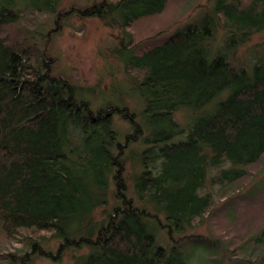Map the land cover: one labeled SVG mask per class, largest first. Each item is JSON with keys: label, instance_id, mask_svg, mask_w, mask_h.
I'll return each instance as SVG.
<instances>
[{"label": "trees", "instance_id": "16d2710c", "mask_svg": "<svg viewBox=\"0 0 264 264\" xmlns=\"http://www.w3.org/2000/svg\"><path fill=\"white\" fill-rule=\"evenodd\" d=\"M60 1L0 0V264H31L35 255L59 261L84 246L75 264H189L204 249L221 252V240L237 254L233 264H264V221L250 215L252 204L232 212L229 224L222 218L227 232L212 223L217 238L190 231L213 208L207 183L227 188L225 195L264 155V55L254 47L248 58L237 53L264 33V0H214L199 19L144 40L128 66L140 112L120 102L93 108L67 76L53 74L51 37L79 14L126 31L130 47L138 46L130 28L172 1L175 14L182 1L58 9ZM38 12L55 16L42 48L33 40ZM182 108L194 115L187 130L174 119ZM113 114L131 126L123 140ZM141 140L130 194L125 153ZM263 207L264 195L256 209ZM161 230L170 243L159 240ZM44 232L59 238L55 250L44 246Z\"/></svg>", "mask_w": 264, "mask_h": 264}, {"label": "rangeland", "instance_id": "374dc122", "mask_svg": "<svg viewBox=\"0 0 264 264\" xmlns=\"http://www.w3.org/2000/svg\"><path fill=\"white\" fill-rule=\"evenodd\" d=\"M94 1L98 0H61L58 9H67L72 4L87 5ZM179 1H182V6L175 14H172L175 6V2L172 1L173 3L160 16L149 18L147 19L148 21H142L132 26L129 31L134 32L136 42L138 43V46L133 47H130L129 44L132 40L131 35L126 31L123 32L120 28L113 29L96 16L73 14L64 20L62 28L57 32L55 31L51 37L50 52L56 58L53 74L67 76L77 86L79 96L89 99L93 108H98L107 102H120L121 105L124 104L131 110L140 112L142 109V104H138L140 102V95L133 87L135 85L134 76L128 71V66L133 65L134 56L138 53L137 48L150 36L155 37L156 34L171 33L177 27L199 19L203 15L202 13L209 10L214 0ZM242 1L244 3L249 2V0ZM25 11L27 14L25 17L26 22H31L30 18H27L29 17L28 13L30 12L31 15L32 12L28 7L25 8ZM34 15H36L35 20L37 22H34L36 23L37 30L33 31V40L42 48L46 33L55 25V16H47L44 12H40V14L38 12ZM221 32L222 29L220 28L219 33ZM263 43L264 33H256L248 43L242 47H238L237 53L242 59L248 58V48L254 47L257 49V55L261 57L264 55V52H261L263 48L261 44ZM130 70L134 71V69ZM174 119L182 128L187 130L188 125L194 119V115L191 114L190 110L182 108L174 113ZM112 127L117 131L120 140H123L125 134L131 130L129 122L120 114H113ZM180 136H183V134L178 135V137ZM142 140L132 144L130 150H127L128 152L125 153V177L130 185V194L133 193L134 175L140 169L138 155L143 150L144 144ZM227 166H230V164L227 163ZM245 168L248 174L237 181L236 185L231 188V192L228 191L225 195H221L220 193L221 190L224 191L227 188L224 189L223 187L220 188L209 184V182L207 183L204 189L212 190L216 195V199L212 205L213 208L205 216L198 219L190 231L217 238V233L213 230L212 223L216 228L218 226L222 227V224L219 222H221L222 218L227 217L229 220L225 221L229 224V221L232 219L231 213L236 212L237 214L234 216H238L240 211L244 209L243 205L248 207V204H252L251 207L254 209L249 211L250 215L256 214L254 216H258L264 221V207L262 211L259 208L258 210L256 209L259 206L260 198L264 195V155L255 164L245 165ZM248 190H252L256 195L252 193L246 194ZM254 205L257 207H254ZM103 209V207L97 209L96 216L98 218L102 219L105 217ZM211 215L214 217L213 220L211 219ZM245 215L248 214H242L241 219ZM241 219L240 223L243 222ZM255 224L257 227V223ZM221 230L225 231L226 229L223 226ZM231 230L234 233V231H237V227L231 224ZM44 234L47 235L43 242L44 246L55 250L59 244V238L51 235L50 232H44ZM158 236L161 242L168 241L170 243L164 230L159 231ZM20 245L18 244L15 247H19ZM229 245L231 244H229L228 240H221L219 242V247L223 249L221 252L204 249L202 253L197 252L189 264H233L231 260L235 261L238 257L237 254L230 251ZM22 247V251L27 249L26 246H20L19 250ZM88 250V247L85 246L79 249H67L59 261L35 255L31 264H75L76 257L86 253ZM210 255H214V257Z\"/></svg>", "mask_w": 264, "mask_h": 264}]
</instances>
